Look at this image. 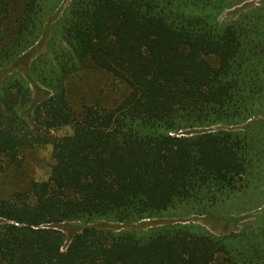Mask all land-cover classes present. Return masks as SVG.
<instances>
[{"label": "trees", "instance_id": "obj_1", "mask_svg": "<svg viewBox=\"0 0 264 264\" xmlns=\"http://www.w3.org/2000/svg\"><path fill=\"white\" fill-rule=\"evenodd\" d=\"M65 1L0 0V175L25 147L53 158L0 187V264H264L263 213L223 216L225 234L140 222L203 215L264 175V0ZM85 68L120 99L76 110L66 82Z\"/></svg>", "mask_w": 264, "mask_h": 264}, {"label": "rangeland", "instance_id": "obj_2", "mask_svg": "<svg viewBox=\"0 0 264 264\" xmlns=\"http://www.w3.org/2000/svg\"><path fill=\"white\" fill-rule=\"evenodd\" d=\"M64 3L62 6L60 5V9L63 8ZM231 9H233V7ZM58 15L59 11L50 18V22L54 21ZM49 35L50 32L48 31L47 37H49ZM40 44L41 42L37 45V51L44 49L42 44ZM26 63L28 64V62L21 61L17 69L24 72L27 65ZM66 83L67 96L76 110H78L83 103L97 102L103 105H112L115 101L120 99L125 92V86L122 83L114 81L112 76L108 73L92 68H85L77 71L68 78ZM33 96L36 102L46 96V91L43 88L34 87ZM69 133H71L70 125L61 126L52 131V134L58 136ZM21 155L22 162L19 166H10L6 164L0 175L1 193L4 196L9 195L12 190L18 188V186H22L31 179L40 181L45 179L49 174L53 163L50 144L25 147L22 149ZM243 182V178H240L237 180L236 184L241 187ZM254 182L255 186H246L245 189L235 191L234 194H231L228 198L217 201L213 205L207 207L203 215L185 210L184 207L180 205H175L166 212V215L142 219L140 222L143 226H146L158 222L185 220L184 222L192 221L204 224L216 234L228 233L237 228L238 223H228L222 219L223 216L250 215L248 218H252L260 213L264 214V207L259 210V207L264 205V175L255 179ZM106 224L110 227L117 225L115 222H107ZM64 225V223L58 224L59 227L65 229ZM221 260L220 257H217L214 264H220Z\"/></svg>", "mask_w": 264, "mask_h": 264}]
</instances>
